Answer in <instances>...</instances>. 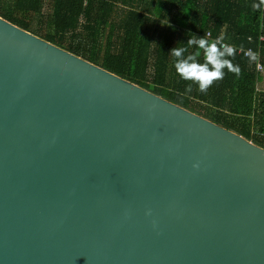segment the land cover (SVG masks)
I'll use <instances>...</instances> for the list:
<instances>
[{"label": "water", "instance_id": "obj_1", "mask_svg": "<svg viewBox=\"0 0 264 264\" xmlns=\"http://www.w3.org/2000/svg\"><path fill=\"white\" fill-rule=\"evenodd\" d=\"M0 264H264V148L0 16Z\"/></svg>", "mask_w": 264, "mask_h": 264}, {"label": "trees", "instance_id": "obj_2", "mask_svg": "<svg viewBox=\"0 0 264 264\" xmlns=\"http://www.w3.org/2000/svg\"><path fill=\"white\" fill-rule=\"evenodd\" d=\"M263 1L0 0V16L264 148V74L256 72V60L228 57L240 74L225 68L223 78L201 92L179 76L170 54L190 34L223 38L259 51L264 66Z\"/></svg>", "mask_w": 264, "mask_h": 264}, {"label": "clouds", "instance_id": "obj_3", "mask_svg": "<svg viewBox=\"0 0 264 264\" xmlns=\"http://www.w3.org/2000/svg\"><path fill=\"white\" fill-rule=\"evenodd\" d=\"M222 39L209 40L205 36L197 38L190 34L186 44L170 50L176 72L182 79L195 83L201 92H206L214 81L222 79L225 68L236 75L240 74L238 66L233 65L228 59L235 57V48L221 44ZM193 45L194 50L189 52V48ZM245 55L250 61L257 60V54L251 50ZM201 56L203 63L198 60ZM186 91H192V84L187 85Z\"/></svg>", "mask_w": 264, "mask_h": 264}, {"label": "built area", "instance_id": "obj_4", "mask_svg": "<svg viewBox=\"0 0 264 264\" xmlns=\"http://www.w3.org/2000/svg\"><path fill=\"white\" fill-rule=\"evenodd\" d=\"M262 8L264 10V1H263V5H262ZM207 36L210 37V32L207 33ZM261 41H264V37H261L260 38ZM221 44H227L225 42H222L221 41ZM229 46H233L235 48V53L239 54V55H243L244 57H247L245 55V53L249 50L253 51L252 49H244V48H240V47H237V46H234V45H231V44H228ZM255 52V51H253ZM257 54V60H256V72L259 74V75H263L264 74V66L260 63V53L259 51L258 52H255ZM248 58V57H247Z\"/></svg>", "mask_w": 264, "mask_h": 264}, {"label": "crops", "instance_id": "obj_5", "mask_svg": "<svg viewBox=\"0 0 264 264\" xmlns=\"http://www.w3.org/2000/svg\"><path fill=\"white\" fill-rule=\"evenodd\" d=\"M261 86H262V90H264V81H263V83L261 84Z\"/></svg>", "mask_w": 264, "mask_h": 264}, {"label": "rangeland", "instance_id": "obj_6", "mask_svg": "<svg viewBox=\"0 0 264 264\" xmlns=\"http://www.w3.org/2000/svg\"><path fill=\"white\" fill-rule=\"evenodd\" d=\"M40 33H43V32H40ZM259 89H262V86L261 85L259 86Z\"/></svg>", "mask_w": 264, "mask_h": 264}]
</instances>
